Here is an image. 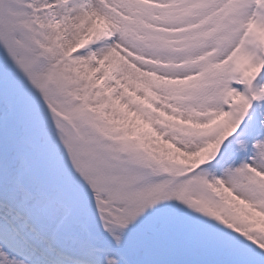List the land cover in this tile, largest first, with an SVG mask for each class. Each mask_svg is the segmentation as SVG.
<instances>
[{
  "label": "snow or ice",
  "instance_id": "1",
  "mask_svg": "<svg viewBox=\"0 0 264 264\" xmlns=\"http://www.w3.org/2000/svg\"><path fill=\"white\" fill-rule=\"evenodd\" d=\"M0 264H264V0H0Z\"/></svg>",
  "mask_w": 264,
  "mask_h": 264
}]
</instances>
